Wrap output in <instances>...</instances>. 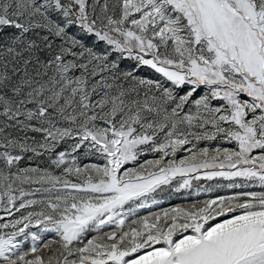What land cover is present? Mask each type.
I'll use <instances>...</instances> for the list:
<instances>
[{"label": "snow or ice", "instance_id": "snow-or-ice-1", "mask_svg": "<svg viewBox=\"0 0 264 264\" xmlns=\"http://www.w3.org/2000/svg\"><path fill=\"white\" fill-rule=\"evenodd\" d=\"M215 177L264 189V0H0V264H264V191L137 218Z\"/></svg>", "mask_w": 264, "mask_h": 264}, {"label": "rangeland", "instance_id": "rangeland-1", "mask_svg": "<svg viewBox=\"0 0 264 264\" xmlns=\"http://www.w3.org/2000/svg\"><path fill=\"white\" fill-rule=\"evenodd\" d=\"M115 0H110V3H114ZM79 35V33H77ZM94 38L92 39H88L85 38V42L88 44H92L93 43ZM106 47V45H104L103 43L99 44L98 47V51H102L104 50ZM134 61L131 60H125L123 61L121 67L124 68H128L130 67L132 64H134ZM137 76L144 78V79H153V80H160L161 83H164L167 85V82L165 81V78L162 77L160 74L156 73L153 69H151L148 66H142L141 68H139V70L137 71ZM181 91V94L183 92V90H179ZM203 94V89H201V93ZM205 143H209V142H201V146H204ZM217 144H221L220 140H216V141H212L210 142V146L211 147H216ZM222 146L224 147H234V145H228V144H223ZM68 148V144H62L59 146V150H65ZM186 155V153L184 152H178L177 153V158L179 159L180 157ZM153 159V158H158V154L154 156V154H152L151 152L147 153L145 157H142V159ZM80 159V163H99V164H103V160L99 157L96 156H91L88 158L83 157L82 155L79 157ZM25 161H27L26 166H36L37 164H35L34 161H37V163H40V166H46V162H47V156L43 157V158H33L31 161L25 159ZM177 179H179V177H177ZM232 181L229 180H225L221 177H215L211 180L208 179H204L201 178L200 180H192V188L190 189H183L181 190V192L179 193H171L169 194V192L166 190L165 192L159 193L157 195V199H159L161 201L160 204L158 205H152L150 208H145V209H140L139 213L137 214V218L139 217H143V216H148L150 213H162L164 210L166 209H172V208H176V207H184V208H188L191 207L193 204H198L200 202H203L206 199H210V198H215L217 195H222V196H228V195H235L236 193L240 192V191H264V189H262L258 184H251L250 187H248L247 189H232V188H228L227 185L229 183H231ZM236 183H241L242 181L237 178V180L235 181ZM221 186V187H217V186ZM204 187V188H208L211 187L213 190L210 193H204L202 192L200 195H194L196 189L198 187ZM0 215H2V213H0ZM209 223H213V222H209ZM110 229H105V231H108ZM49 236L51 234H48ZM42 255H47V250H42Z\"/></svg>", "mask_w": 264, "mask_h": 264}, {"label": "trees", "instance_id": "trees-1", "mask_svg": "<svg viewBox=\"0 0 264 264\" xmlns=\"http://www.w3.org/2000/svg\"><path fill=\"white\" fill-rule=\"evenodd\" d=\"M26 162H27V161H24L23 164H22L21 166H26V164H27ZM34 162H35V164H39V165H40V163H37V161H34Z\"/></svg>", "mask_w": 264, "mask_h": 264}]
</instances>
